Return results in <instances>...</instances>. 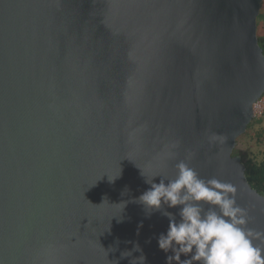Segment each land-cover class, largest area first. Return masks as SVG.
Wrapping results in <instances>:
<instances>
[{
    "label": "water",
    "instance_id": "95a60500",
    "mask_svg": "<svg viewBox=\"0 0 264 264\" xmlns=\"http://www.w3.org/2000/svg\"><path fill=\"white\" fill-rule=\"evenodd\" d=\"M262 4L0 0V264H167L179 209L138 197L181 161L264 232L234 155L264 96Z\"/></svg>",
    "mask_w": 264,
    "mask_h": 264
},
{
    "label": "clouds",
    "instance_id": "9594fccd",
    "mask_svg": "<svg viewBox=\"0 0 264 264\" xmlns=\"http://www.w3.org/2000/svg\"><path fill=\"white\" fill-rule=\"evenodd\" d=\"M176 168L175 178L160 177L159 183L156 177L146 179L150 187L138 197L149 213L179 209V220L172 212H162L169 225L159 235L158 246L172 253L167 264H264V232L248 227L252 218L237 203V188L216 178H201L184 161ZM133 251L143 250L137 244ZM122 256L128 257L125 252ZM135 260L146 264L143 254Z\"/></svg>",
    "mask_w": 264,
    "mask_h": 264
},
{
    "label": "rangeland",
    "instance_id": "374dc122",
    "mask_svg": "<svg viewBox=\"0 0 264 264\" xmlns=\"http://www.w3.org/2000/svg\"><path fill=\"white\" fill-rule=\"evenodd\" d=\"M258 30L264 32V21L260 23ZM251 124L247 132L238 139L236 149L242 155L246 154L260 162L264 159V97Z\"/></svg>",
    "mask_w": 264,
    "mask_h": 264
},
{
    "label": "trees",
    "instance_id": "16d2710c",
    "mask_svg": "<svg viewBox=\"0 0 264 264\" xmlns=\"http://www.w3.org/2000/svg\"><path fill=\"white\" fill-rule=\"evenodd\" d=\"M264 21V0L261 8V13L258 18V28L260 23ZM259 44L264 52V32L261 33L258 30ZM264 97V96H263ZM252 124L248 126V129ZM235 156H241L242 161L246 167V177L253 189L264 196V159L262 161H256L250 158L248 155H242L237 149L234 150Z\"/></svg>",
    "mask_w": 264,
    "mask_h": 264
},
{
    "label": "built area",
    "instance_id": "2783aa9c",
    "mask_svg": "<svg viewBox=\"0 0 264 264\" xmlns=\"http://www.w3.org/2000/svg\"><path fill=\"white\" fill-rule=\"evenodd\" d=\"M260 103H261V100L255 105V112L259 109Z\"/></svg>",
    "mask_w": 264,
    "mask_h": 264
}]
</instances>
